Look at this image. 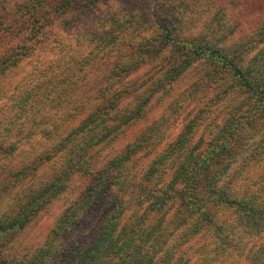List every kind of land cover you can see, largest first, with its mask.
Segmentation results:
<instances>
[{"label":"trees","instance_id":"obj_1","mask_svg":"<svg viewBox=\"0 0 264 264\" xmlns=\"http://www.w3.org/2000/svg\"><path fill=\"white\" fill-rule=\"evenodd\" d=\"M126 1L10 0L16 21L0 25V38L4 28L19 34L21 57L51 50L57 22L100 14L88 27H65L77 37L68 62L35 73L34 91L43 77L53 87L71 77L75 89L68 105L65 87L45 92L58 107L38 122L46 145L0 184L3 198L50 168L16 209H0V264H264V19L258 37L232 39L258 0L227 11L219 7L227 0ZM202 2L210 13L199 27ZM257 44L261 54L245 62ZM21 57L0 54V79ZM61 67L71 75L58 78ZM77 176L85 183L46 242L14 253L20 233Z\"/></svg>","mask_w":264,"mask_h":264},{"label":"rangeland","instance_id":"obj_2","mask_svg":"<svg viewBox=\"0 0 264 264\" xmlns=\"http://www.w3.org/2000/svg\"><path fill=\"white\" fill-rule=\"evenodd\" d=\"M119 1H121L123 4H128L126 0ZM132 1L141 7H146L147 5L145 0ZM236 1L237 0H227L224 5L219 4V7H221V9L224 8L226 11L231 9L234 10L236 9L235 5L238 6ZM257 3L258 4H256V6L249 5L250 14L246 17V22L241 24V27L237 31L238 34L235 36L236 38L232 37L233 40L249 41L250 37L252 36L258 37L259 34L257 33V29L259 27L257 28V25L264 19V0H258ZM11 5L12 4L10 0H0V25L3 27L6 25L10 27L11 23L16 21H12L11 15L7 14L11 8ZM96 10L97 9L94 8L92 11L89 10L78 15L76 20L73 22L74 25H69L68 23V25H65V23L60 24L57 22L58 24H55L53 35L55 36V40L50 46L51 50L36 52L31 55V57H21V55L17 54V45L20 43L22 44V40L20 39L19 34L15 32L13 34H7L8 31L6 28H4L3 36L0 38V54L7 52L12 58L16 56L21 58H19V66L13 71L5 69V73H1L0 168L3 169V173L0 176V184H2L3 179L8 176L10 170L22 166L23 162L28 161L31 157H35V155L41 149L43 150L46 145L45 140H42L43 133L40 132L38 122L40 121L42 114L44 115L47 111L50 116H52V112L58 111V107L55 102H50V105L48 104L46 99H44L45 92L49 90L51 91L52 95L57 96L61 88L65 87V89H67L65 104L68 105L71 102V93L73 89H75V87L73 88L74 83L71 77L65 82L58 83L57 87H53L54 83L52 82L47 83V79L42 81L44 78L43 77L39 80L41 83L40 88H37L36 86L37 90L34 91L32 87L35 85V80L39 76L35 75V73H37L39 70L43 71L48 68L53 60L55 62L52 63L53 67H56L59 58H61V64L68 62L64 59V53L68 51L71 45L76 43L77 37L74 33L65 32V27H68L69 31L88 27L90 22H92V20L100 14V12ZM200 11H202L204 15L201 17L197 16V18H199V25L197 24L199 27L202 26V20L205 19L210 13L209 6L206 2L203 4V6L201 5ZM12 24L14 25V23ZM20 26L21 24L16 25L15 30L19 29ZM19 31L21 30H18V32ZM65 45V49H63ZM230 45H232V41ZM261 46V44H257L255 48L249 52L245 62H250V59L254 55L261 54ZM36 67L37 69H35ZM84 70H90V67L86 66L84 67ZM98 72L101 73V69L98 70ZM55 73H57L58 78L68 73L71 75V71L66 67L59 68L57 71H55ZM161 103L162 101L158 103L157 106H159ZM17 129H21V131L19 132ZM29 129H32L30 130L31 132ZM137 131V129L130 131L129 139L132 138ZM12 139H15L16 142H18V146L15 149H12V146H10ZM32 172L33 173H31L28 177H31V179L25 181L24 183L21 182L8 188L6 196L0 198V209L9 210L17 207L19 202L18 199L25 198V196L29 193V190L32 187L38 185L34 183L39 182V176H41L42 173L48 175L50 168H40V170L36 169ZM34 175H36L35 178H33ZM5 182H7L6 179ZM84 183L85 181L83 177H74L69 184V189L67 192L43 208L42 211L34 218L31 224L26 228V230L20 233L19 238L15 241L13 248L14 253H19L20 256L24 253L31 254L39 246L44 244V242H46V240L49 238L51 229L57 218L62 214L65 207L68 205L70 197H73V192L77 191V188L81 189ZM89 233L90 235L88 238L90 240L96 233V230H91ZM84 234L85 233H83V235Z\"/></svg>","mask_w":264,"mask_h":264}]
</instances>
